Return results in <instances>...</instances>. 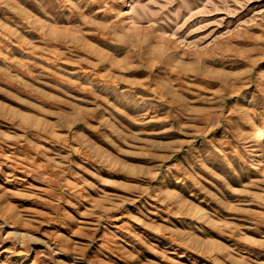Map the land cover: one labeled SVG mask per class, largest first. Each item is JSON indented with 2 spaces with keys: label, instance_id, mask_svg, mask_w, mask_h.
I'll return each mask as SVG.
<instances>
[{
  "label": "rangeland",
  "instance_id": "1",
  "mask_svg": "<svg viewBox=\"0 0 264 264\" xmlns=\"http://www.w3.org/2000/svg\"><path fill=\"white\" fill-rule=\"evenodd\" d=\"M262 131L264 0H0V264H264Z\"/></svg>",
  "mask_w": 264,
  "mask_h": 264
},
{
  "label": "bare ground",
  "instance_id": "2",
  "mask_svg": "<svg viewBox=\"0 0 264 264\" xmlns=\"http://www.w3.org/2000/svg\"><path fill=\"white\" fill-rule=\"evenodd\" d=\"M262 143H264V131L259 133L254 139V146L261 148V157H264V147H262Z\"/></svg>",
  "mask_w": 264,
  "mask_h": 264
}]
</instances>
